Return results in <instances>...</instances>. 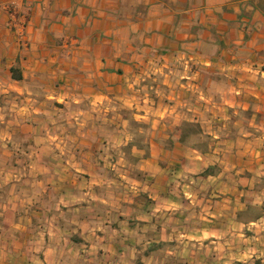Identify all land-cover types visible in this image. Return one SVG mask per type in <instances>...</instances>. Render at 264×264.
<instances>
[{
  "label": "crops",
  "instance_id": "crops-1",
  "mask_svg": "<svg viewBox=\"0 0 264 264\" xmlns=\"http://www.w3.org/2000/svg\"><path fill=\"white\" fill-rule=\"evenodd\" d=\"M177 57L207 88L204 149L178 135L150 138L148 151L133 152L136 180L117 174L129 172L115 158L117 137L84 133L72 150L55 131L84 119L41 131L49 99L80 107L74 114L102 112ZM0 112V157H29L36 192L24 214L15 212L23 196L0 205L1 216L14 209L0 264H264V0H0ZM25 113L33 119L20 124ZM27 127L35 134L16 138ZM20 140L31 149L1 153ZM73 158L95 159L94 175L72 169ZM105 166L116 173L108 178ZM118 175L128 177L123 191Z\"/></svg>",
  "mask_w": 264,
  "mask_h": 264
},
{
  "label": "rangeland",
  "instance_id": "rangeland-1",
  "mask_svg": "<svg viewBox=\"0 0 264 264\" xmlns=\"http://www.w3.org/2000/svg\"><path fill=\"white\" fill-rule=\"evenodd\" d=\"M158 67L159 66H157L156 69ZM195 70V64H192L190 60L178 57L173 58L172 62L165 64L161 71L164 74L166 73L168 76L160 72H151V76L134 85L135 88H139L138 91H131L129 96L121 97L119 99L111 100L108 98L109 100H104L102 107L106 110L103 109L102 112L93 111L92 107H84V109H87H85L87 111L86 113L74 114V110H78L80 107L65 108L63 102H54L49 99L48 104L44 106L45 110L48 112H45V114L39 113V115H37V119L42 121L41 131L46 132L47 123H49V121L61 122L64 120L74 121L78 118L84 119L85 122L83 125L72 123L69 124L66 129L60 128L59 130V128H55V131H57V134H64L72 139L69 144V147L72 148V150L79 144L78 138H80L84 133H86V135H98V137L101 136L109 141L111 138L117 137L116 143H119V145L117 144L115 158L118 156H125L123 160L118 159L119 168L129 167V172H122L121 169H118L117 174L128 175L129 173V178L132 177L133 179L138 180L141 174L136 169L137 158L134 156L133 152L134 150L141 152L148 151V140L150 138L176 136L180 134L181 129H184L187 134L186 139L188 144L201 149L206 147V140L204 137L207 135L205 132L207 128L205 126L202 127L200 121L205 120L206 116L207 110L206 107L203 106L207 103V88L205 82H201V78L198 79L196 76L191 75V73H194ZM220 101L221 98L216 101V107H211L212 110H214L216 120L215 123L217 124L221 123L223 116H225L220 109L222 108ZM6 108L8 117L14 119V107ZM0 114H3V112H0ZM196 114L200 115L198 118L199 121L194 120L197 119ZM17 116V120L20 124L30 123L26 121L33 119L31 116L28 117L27 113L22 116L17 114ZM232 118H234V116ZM96 119H103L104 121H107L108 124L103 126L101 129L96 128L93 124ZM1 120L2 118L0 116V121ZM2 124L3 123L0 122V133L2 131ZM94 130L96 133H91ZM34 131L35 129L33 128H24L23 133L20 134V136L18 135L16 138L23 139L24 136L35 134ZM7 133L10 134L11 132L8 131ZM11 136L14 137L13 135ZM126 137H128L132 143L120 144L121 142H124ZM13 139L14 138H12V140ZM199 139L203 142H200ZM22 141L23 140H20L19 144L17 142L10 143L7 148L4 149L1 147V153H3V155L4 153L5 155H13L16 150H30V146ZM13 150L14 153L12 152ZM100 150H102V148ZM105 151H109L110 153V150L105 149ZM74 159L75 158L69 162L72 169L74 164H76L75 166H77L80 171L84 170L87 173L91 172L90 176L94 175L96 170L93 168L96 161L95 159H91L90 163L80 161L82 159ZM115 160L117 161V159ZM34 165L35 164L29 157L16 162L10 161L9 158L6 159L4 157H0V169H4L8 172L7 175L0 177L1 206H12L16 196H23L26 199V204L22 206L23 209H17L15 212L18 211L20 212L18 215H21L22 213L24 214L25 210H31L28 206L33 203H30V200L33 199L32 196L36 195V192L33 190L34 186H31L32 176H29V174ZM90 165H92V168ZM56 170L58 169L56 168ZM104 171V175H107L108 178H110V174L112 172L116 173V169L111 172V169L108 166L104 167ZM131 172L132 174L130 175ZM81 175L84 180L90 177L89 174L85 173ZM58 176L59 174L56 172L54 181L57 180ZM20 178H23L25 181L21 182ZM118 178L122 180V183L117 189L123 191L125 190V186L129 184L125 181L128 177L121 178V176L118 175ZM42 199L43 197H41L38 202L42 203ZM40 205L42 206L43 204ZM1 209L3 210V208L0 207V211ZM4 212L3 216L0 215V231L5 233L10 239L13 234L11 233L12 228L10 221L14 219V209L7 208ZM59 218L61 226L57 227L56 231L64 232L67 230L66 228L69 230L70 224L67 222L64 215L61 214Z\"/></svg>",
  "mask_w": 264,
  "mask_h": 264
},
{
  "label": "trees",
  "instance_id": "trees-1",
  "mask_svg": "<svg viewBox=\"0 0 264 264\" xmlns=\"http://www.w3.org/2000/svg\"><path fill=\"white\" fill-rule=\"evenodd\" d=\"M13 76H14V78H20L19 75L13 74ZM178 136H179L180 140H185L187 134L185 133L184 129L183 130L181 129V132ZM134 264H142V262L138 260V261L134 262Z\"/></svg>",
  "mask_w": 264,
  "mask_h": 264
}]
</instances>
